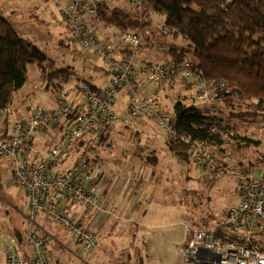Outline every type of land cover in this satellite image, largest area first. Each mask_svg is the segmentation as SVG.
<instances>
[{
	"label": "built area",
	"instance_id": "obj_1",
	"mask_svg": "<svg viewBox=\"0 0 264 264\" xmlns=\"http://www.w3.org/2000/svg\"><path fill=\"white\" fill-rule=\"evenodd\" d=\"M118 1L136 14L140 22H154L153 12L143 18L144 0H68L61 10L72 41L79 45L85 57L106 65L110 79L104 89L93 91L85 85L79 101L65 94L53 109L30 106L18 121L13 119L11 108L0 112V160L10 162L13 183L29 198L25 214L29 252L23 253L17 235L2 234L0 264H56L46 254L55 238L40 228L37 222L40 214L65 226L80 251L91 254L98 245L97 234L90 225L77 219L71 204L90 210L99 207L100 190L108 172L100 165H91V160L101 138L115 127H126L147 115L162 129L165 140L176 142L174 120L162 106L169 86L179 79L189 84L196 104H214L219 95L235 89L226 81L211 82L194 73L188 59L173 64L140 61L141 31L116 34L114 41L125 50L119 53L114 41L97 36L91 20L101 5ZM150 87H154L153 92L144 95ZM122 91H127L128 97L124 112L116 110L117 95ZM56 126L62 128L59 139L45 152L37 151L38 136ZM81 140H84L83 148L67 165L71 150ZM184 142L188 144V156L199 169L237 180L241 203L229 209L220 227L194 229L189 242L180 249L182 258L193 264H264V176L251 173L248 162L239 165L230 158L221 162L203 143H192L189 139ZM219 230L233 238L225 239Z\"/></svg>",
	"mask_w": 264,
	"mask_h": 264
},
{
	"label": "rangeland",
	"instance_id": "obj_2",
	"mask_svg": "<svg viewBox=\"0 0 264 264\" xmlns=\"http://www.w3.org/2000/svg\"><path fill=\"white\" fill-rule=\"evenodd\" d=\"M55 1L48 0L46 3L45 0H0V15L14 25L22 38L27 36L33 39L34 44L45 50L51 58V61L43 65L29 66V86L15 95V106H12V109L15 110L22 107L19 105H23L24 114L29 106L51 109L53 105V109L59 104V97L65 94L76 101L86 81L90 84L97 81L105 88V82L107 83L110 79V75L106 76L103 73V70H107L103 62L97 60L93 63L88 60L78 46L70 41L67 33L61 34L63 30L60 25L66 28L61 10L68 1L61 0L60 5ZM154 23L155 27L162 28L164 17L156 16ZM183 49H190V43L187 40L155 34L147 43H142L139 54L147 61L165 62L170 50L181 51ZM66 68L68 75L65 80L62 77L60 82L57 78L58 74L67 73ZM177 82L178 84L168 88L163 96V109L170 116L173 115L172 108L178 98L186 97L187 104H194V93L191 89L189 90V84L181 79ZM56 86H62V89L56 93L51 92ZM122 95L126 96L127 91L120 92L117 97ZM198 105L204 107L208 112L211 111L208 104ZM141 118V121H133L129 128L117 126L111 130L109 139H106V147L101 149V154L104 156L103 165L112 160H116L117 163L122 148L129 150L133 146L140 147V145L153 148L163 142L164 132L162 129L157 127L149 119V116L145 115ZM60 128V126H56L53 130ZM138 128L144 132L141 134L142 137L140 135V145L134 137V132ZM245 131L254 140H258L259 144L251 145L252 148L242 149L239 152L229 150L228 153L223 152L221 156L227 155L226 158H233V163L239 165L248 162V170L251 173L253 172L256 177L264 176V127L252 126ZM145 133L153 134L154 140L146 138ZM74 157L70 155L67 158V165L73 161ZM120 160L125 169L131 158L126 153ZM177 160L179 159L175 160L174 157L168 159L169 165L166 171L168 170L167 175L170 177L166 175L157 177L159 184L162 182L164 185L166 184L165 187H162L163 195L160 197L158 206L163 208L162 200L165 198L167 208H171L170 215L164 216L163 212L159 211L156 215L158 218L155 219V224L152 227L140 226L139 233L135 235V238L132 237L133 247L128 242L130 235L119 236V242L123 245L119 251H115L109 244L112 243L111 237L109 243L107 239H104L105 242L101 244L103 246L102 254L106 256L104 262L101 259L98 261L96 254L81 253L80 257H75L73 253L65 251L62 263L109 264V261H113V264H193L184 261L180 254V248L186 243L194 229H213L224 221L227 209L239 201L237 180L224 177L219 173L206 172V169H199L192 161L188 165L179 166V163H175V161L179 162ZM0 163L1 236L2 234H15V230L18 229L22 230L23 211L29 206V198L21 187L13 183V170L10 162L0 160ZM78 207L83 208L80 205ZM127 225L130 226L128 223ZM49 227L52 232L62 236L61 239L69 246V249L75 248L74 240L65 226L52 222V224L49 223ZM146 229L151 231L150 237L144 236L143 231ZM3 240L9 243L7 238Z\"/></svg>",
	"mask_w": 264,
	"mask_h": 264
},
{
	"label": "trees",
	"instance_id": "obj_3",
	"mask_svg": "<svg viewBox=\"0 0 264 264\" xmlns=\"http://www.w3.org/2000/svg\"><path fill=\"white\" fill-rule=\"evenodd\" d=\"M149 12H153L155 18L164 17L162 28L155 27L154 22H140L120 1L101 5L91 20L97 36L101 23L113 26L117 34L141 31L142 43H147L155 34L183 38L190 43V49L170 50L165 63L188 59L191 71L201 74L205 80L226 81L235 86L229 94L219 95L216 103L208 104L209 112L195 101L189 105L186 97L178 98L172 108L173 129L178 139L167 141L168 149L179 160L190 163L188 144L184 142L189 139L192 143H203L224 162L227 155L221 156L223 152H239L252 148L251 145L257 146L259 141L245 129L264 127V0H144L143 18ZM69 35L70 41L79 47L72 41L70 32ZM49 61L51 58L45 50L22 38L14 25L0 15V112L12 109L15 95L29 80V66ZM67 75L68 69L57 78L61 82ZM85 85L93 91H101L87 81ZM188 88L190 90L191 86ZM61 89L62 86H56L51 92ZM135 132L140 145V132ZM109 133L98 142L91 165L103 164L101 149L106 147ZM83 146L84 140L78 141L69 155L75 156ZM219 234L225 239L233 238L221 230Z\"/></svg>",
	"mask_w": 264,
	"mask_h": 264
},
{
	"label": "crops",
	"instance_id": "obj_4",
	"mask_svg": "<svg viewBox=\"0 0 264 264\" xmlns=\"http://www.w3.org/2000/svg\"><path fill=\"white\" fill-rule=\"evenodd\" d=\"M47 1L48 0H45L46 3ZM60 3H61V0L57 4L60 5ZM119 5L120 4H118V6ZM41 22L44 23V21H41ZM60 27L63 30L61 33L62 35L66 33L69 35L67 28L63 27L62 25H60ZM98 27H99V37L101 39L106 40V41H114L113 37L117 34L116 33L117 30L113 26H105L100 23ZM25 38H27L28 40L31 39L30 37H27V36H25ZM69 38H70V35H69ZM30 41L33 42V39H31ZM114 43L116 44L118 52L123 54L125 50L122 48V46L116 41H114ZM138 59L140 61H147L144 59L143 56H140V54H139ZM90 61L95 63L97 60L93 59ZM98 71H101V70H98ZM103 73L106 76H109L107 73V70L106 71L103 70ZM107 83L105 82L104 86H106ZM177 84L178 82L171 86H175ZM92 85L96 86V88L99 90H102L104 88L101 85V83H98L97 81L96 83ZM26 86H29L28 82L25 85V87ZM171 86H169V88ZM152 88L154 87H150L146 89L143 92V94L148 95V93H152L153 92ZM81 98L82 96L80 94L77 101H79ZM127 104H128L127 95L126 96L122 95L121 97L117 98L116 110L121 111V112L126 111ZM13 106H15V103ZM19 107L20 108H16L15 110L12 109L13 119L15 121L22 119L27 113L25 112L24 114L23 105H19ZM137 120L141 121L142 118H139ZM137 130H139L140 135L144 133L139 128ZM49 131L50 132H47L44 135H39L38 139H36L35 148L40 153L45 152L46 149H48L56 140L59 139L62 133V128H60L59 130L51 129ZM134 133L136 135V132ZM146 135H147L146 138L151 139L154 137L153 134L148 133ZM162 141H163L162 143H159L160 144L159 146H156L153 148L146 147V146L141 147V145L140 147H138L137 145H136L137 147L133 146L129 150H127L128 148H122L119 154L120 156L119 161L117 163H116V160H112L110 163H108L107 161L106 164L104 165L101 164V167L104 170H106L108 174L105 179L104 186L100 190V203L97 209L95 210H90L86 208L83 209V208H79L78 207L79 205L71 204V209L76 214L77 219L80 222H82L84 225H90L91 228H93L97 234L98 245H97V248L91 254H96L98 261L100 259L103 262L105 261L106 256L105 254H102L103 246L101 245L102 243L105 242L104 239H107V242L109 243L110 237H111L112 243H109V244L111 245L113 249H115V251H119L121 250V246H123L119 242L120 241L119 236H129L130 235L131 237H128V240H129L128 242L133 247L132 241H133V238H135V235L139 233L138 231H139L140 226H145L147 228L152 227L153 224H155V219L158 218L156 215H157V212L159 211L160 213L162 211L164 216L171 214V210H170L171 208H167L165 204L166 203L165 198L162 200L163 208H160L158 206V203L160 202V197H162L163 195L162 187H165L166 184L164 185L163 182L159 184L157 177L158 176L163 177V175L170 177V175H167L168 170L166 171L169 165L168 159H172L174 157L176 160L177 158L168 149L166 145L167 140H165L164 134L162 136ZM126 153L129 154L131 161L129 162L128 167L124 169L122 167V164L120 163L121 162L120 158L124 157ZM177 161L179 162L175 161V163H179L178 164L179 166L189 164V163H184L181 160H177ZM205 171L207 172V170ZM178 193H179V190H178ZM178 195L180 196L181 194H178ZM156 199H157V202H156ZM240 203L241 201L239 198V201L233 206H231L229 209H231L234 206L239 205ZM28 208L23 211L22 230L20 229L15 230L16 231L15 235L16 233L19 234L18 239L21 242V245L23 246V253L25 254L29 252V247L26 244L27 222L25 218V214L27 213ZM229 209H227L225 214L229 211ZM37 222L43 231L51 233L55 238L54 242H52L51 245L47 247L46 254L51 259H53L56 264H63L62 262L64 261L65 251L67 252L69 251L73 253L75 257H80V254L82 252L80 251L79 246L75 242H74L75 248L73 250L69 249L68 248L69 246L66 245L64 241L61 239L62 236L59 235L58 233H54L51 231L49 227V223L52 224V222L54 221H51L45 218L42 214H40ZM127 223L130 224V226L127 225ZM220 225L218 227H220ZM143 233L145 237L151 236V231L147 229L144 230ZM189 240H190V235L184 245H186L189 242ZM3 243L4 242L0 240V252H1L0 256L2 255V244ZM91 254H85V255H91ZM1 259L3 260L2 257ZM108 263L113 264V261H109Z\"/></svg>",
	"mask_w": 264,
	"mask_h": 264
}]
</instances>
